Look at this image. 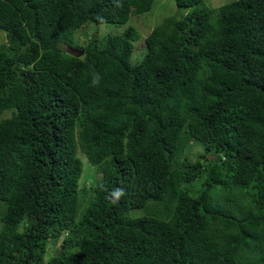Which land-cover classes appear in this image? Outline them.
Segmentation results:
<instances>
[{
	"label": "trees",
	"instance_id": "16d2710c",
	"mask_svg": "<svg viewBox=\"0 0 264 264\" xmlns=\"http://www.w3.org/2000/svg\"><path fill=\"white\" fill-rule=\"evenodd\" d=\"M153 1L0 0V264H264V0Z\"/></svg>",
	"mask_w": 264,
	"mask_h": 264
},
{
	"label": "rangeland",
	"instance_id": "374dc122",
	"mask_svg": "<svg viewBox=\"0 0 264 264\" xmlns=\"http://www.w3.org/2000/svg\"><path fill=\"white\" fill-rule=\"evenodd\" d=\"M232 0H203L205 2V6L209 9L218 8L221 5H224ZM185 14V10L179 8L175 0H154L151 10L147 13H144L140 16H133L129 19L127 24L125 25H113V24H100L95 25L92 23L85 24L82 29H80L74 36V42L79 43L81 45H86L89 41V38L95 37L97 39H103L107 35H121L124 33L125 29L128 27L134 28L138 34V41L134 42V50L130 58L131 64H136L140 61L145 53V43L144 40L147 35L157 26L159 25L163 19L166 17H175L180 19ZM6 42L5 32L0 30V47L4 45ZM63 50L69 53L71 52L67 47L63 46ZM81 55V54H77ZM1 117H9V113H4ZM203 153V148L200 145H194L189 150V152L185 153V157L190 161H196L199 159L200 154ZM82 166L83 173L80 182L87 184V187L91 185V182L95 179V177H100L95 173V167L92 166L83 155H79ZM81 198V197H80ZM84 199V198H83ZM82 205H85L80 201ZM84 207H82L83 209ZM61 245V241L58 240L56 244H53L50 247V252L54 250H58Z\"/></svg>",
	"mask_w": 264,
	"mask_h": 264
},
{
	"label": "clouds",
	"instance_id": "9594fccd",
	"mask_svg": "<svg viewBox=\"0 0 264 264\" xmlns=\"http://www.w3.org/2000/svg\"><path fill=\"white\" fill-rule=\"evenodd\" d=\"M101 79H102V77L98 73H93V78H92L93 86H97L100 83ZM117 191L122 192V189H118Z\"/></svg>",
	"mask_w": 264,
	"mask_h": 264
},
{
	"label": "water",
	"instance_id": "95a60500",
	"mask_svg": "<svg viewBox=\"0 0 264 264\" xmlns=\"http://www.w3.org/2000/svg\"><path fill=\"white\" fill-rule=\"evenodd\" d=\"M80 53H82V52H80Z\"/></svg>",
	"mask_w": 264,
	"mask_h": 264
}]
</instances>
